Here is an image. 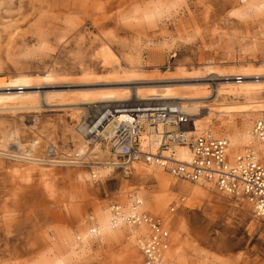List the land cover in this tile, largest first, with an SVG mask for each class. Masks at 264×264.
<instances>
[{
	"label": "rangeland",
	"instance_id": "374dc122",
	"mask_svg": "<svg viewBox=\"0 0 264 264\" xmlns=\"http://www.w3.org/2000/svg\"><path fill=\"white\" fill-rule=\"evenodd\" d=\"M95 1L0 0V78H26L37 85L27 90H37L49 105H39L38 93L16 95L8 110L0 101V264H142L136 237L143 228H130L134 236L126 228L110 243L82 236L100 209L127 201L132 192L143 195L146 209L170 218L168 256L175 263L264 264V223L246 200L143 164L151 173L144 180L134 167L128 173L110 167L104 151L90 147L79 130L105 104L93 110L76 105L103 93L131 96L123 101L130 104L145 101L125 88L141 96L202 98L211 86L186 85H217L237 74L264 80V0H99L102 7ZM245 85L221 84L218 96L202 103L201 115L192 114V127L230 143L232 128L250 131L264 114V83ZM26 139L34 163L17 157L26 156ZM48 143L63 155L83 146L96 151L97 177L90 167L38 157ZM161 173L173 182L169 201L161 195ZM180 183L203 193L190 202Z\"/></svg>",
	"mask_w": 264,
	"mask_h": 264
},
{
	"label": "built area",
	"instance_id": "2783aa9c",
	"mask_svg": "<svg viewBox=\"0 0 264 264\" xmlns=\"http://www.w3.org/2000/svg\"><path fill=\"white\" fill-rule=\"evenodd\" d=\"M242 78L241 74L236 75V79ZM104 112L109 115L113 112L120 115L124 113L125 117L119 120L112 135L99 133V126L93 123L89 129V144H92V138L99 140L120 168L130 170L134 161L144 160L163 165L177 178L210 181L225 194L246 198L253 205L254 215L264 222V162L255 158L252 152L238 154L234 160H230L226 150L227 140L211 133H198L188 129L192 122L191 116L182 110L179 103L114 104L108 105ZM254 132L264 140V115L255 120ZM143 134L145 145L142 143ZM154 144H157L155 152L151 150ZM180 144H187L191 148L189 160L177 157L175 146ZM41 150L45 160H61L58 165H78L77 161H83L84 165L90 167L92 163L88 154L76 152L73 155H63L60 146L53 143L41 147ZM93 154L95 155L91 153V156ZM180 197L181 200L184 198L183 195ZM134 202L133 210L126 212L122 204L115 200L112 210L115 221L146 226L147 230L137 239L143 264H177L166 257L171 229L164 223L162 216L139 208V199Z\"/></svg>",
	"mask_w": 264,
	"mask_h": 264
},
{
	"label": "bare ground",
	"instance_id": "6f19581e",
	"mask_svg": "<svg viewBox=\"0 0 264 264\" xmlns=\"http://www.w3.org/2000/svg\"><path fill=\"white\" fill-rule=\"evenodd\" d=\"M96 3H97L95 5L96 7L97 6H101V4H102L99 0ZM209 74L213 75V79H216V78L219 77V76H216V75L211 74V73H209ZM200 76H201V74H198V75L193 76V77H199L200 78ZM261 76H263V75L245 76L242 79H236L234 77L232 80L228 79V81H224V82L222 81V83L217 84V85H215L214 81L212 82L213 85L211 83H206V82L205 83H192V84L186 85V87H194V88H199V87H204V86H211V95L208 96V97H202V98H189V97H182V96H176V95H171V94H157V95H154V96L149 94V95L141 96L138 92L135 93V94H134V92L132 93V90L130 88H125V92L124 93H126L127 91H130L131 95H134L133 97H135L137 100L138 99L145 100V101H141L140 100L141 101L140 103H143V102H175V103H179L180 105H182L184 103H191L190 107H186L184 105L181 108H182V110L184 112H186L190 116H192V114H194V115H196V117H198V116L201 115L202 103H205L206 99H208L209 97H211V99H212L211 101H213L219 94V86L221 84H232V83L245 84L246 83V85L243 86L245 88L248 87V86H251V85H256L257 86V85H260V84L264 83V80H260ZM251 77L253 79H251ZM224 78H226V77H224ZM183 79H185V78H183ZM193 79H195V78H193ZM209 79L213 80L211 78H209ZM191 80H192V78H191ZM34 86H37V85H31L30 83L27 82L26 78H17V79L11 80V81L10 80L9 81H5V78L4 79L0 78V101H2L4 103V105L2 104L3 107L4 108L12 107V105L9 104L8 101L13 99V98H15V96L18 95V94L38 93L37 90L36 91L27 90V89H29L31 87H34ZM33 90H35V89H33ZM39 91H41V90H39ZM103 94H104V96H103L102 99H91L89 97H82L80 99V102L76 103V105L83 103L84 106H82V107H84V108H86L88 110L99 109L100 107H102V105L105 104L101 108L102 110L99 111V113L95 117V119L92 120L90 123H88V122L86 123V125L84 127L85 130H83L84 128H79V127L78 128H79V130L82 133H84V135H86L88 137L86 142H87V144L90 147H93V149H96V151H98V152L100 150L104 151V154H102L100 152L99 153L106 160V162L108 163L107 165H110V167H113V168L122 169V168L119 167V165L117 164L116 160L115 161L112 160V156H111L110 152L108 151V149L104 148L101 145V142L99 140H95V139L92 138V144H89L90 141H91V138L89 136V129L93 125V123H95L96 126H99V128H98L100 130L99 133L112 135V133L114 132L115 126L117 125V123L119 122L120 119L125 117V115H124V113L122 115H120L118 112H113L112 115H109L108 113L104 112L105 108H107L108 105L111 106V105H114V104H116V105H127V104H130V102H123V101H126L131 96L128 97V98H119L118 95L114 94V93H103ZM39 97H40V104L39 105L41 107H44L45 105H48L47 98H45V100H43L41 98L40 94H39ZM43 97H44V95H43ZM44 101H45V103H44ZM7 102H8V104H7ZM106 102H108V103L106 104ZM109 102H110V104H109ZM3 107H1V108L3 109ZM78 107H81V106L78 105ZM7 108H6V110H8ZM16 108H14V109L16 110ZM254 124H255V121H254L253 126H252L250 131L245 129V128H243V127H241V128H236V127L232 128L233 135L230 137L231 140H232V142H231L232 144L229 142V140L226 137H222V138L227 140L228 145H227V149L226 150H227V153H228V158L230 160H234V158L238 154H244V153H247V152H252L254 154L255 158H257L261 162H264V140H262L260 137H258L255 134V132H254ZM102 127H103V129L101 130ZM187 128L190 129L193 132H198V133H202L203 132V133L214 134V133L206 131V130L205 131H200L201 129H194L192 127V123H191V126L187 127ZM84 135L81 134L80 137L82 139H84L85 138ZM144 138H145V134H143V136H142L143 145L146 144V140ZM25 144H26L25 147H27V149H25V152H27L26 153L27 157L26 156H22L21 154L19 156L17 153H16V155H18L17 157H21L24 160L26 159V160H29V161H33V163H34L35 159L28 157V156L32 155V153H33V151H31L32 149L30 147V140L26 139L25 140ZM241 146H244V147L241 148ZM90 147H89L88 151L85 152L86 151L85 150V146H83L82 150L80 152H78V154H82V155H87L88 154L87 157L90 156L92 158V156L94 154L91 156L92 149ZM239 147H240V149H238ZM175 149H176V155H177L178 158H180L182 160H189L191 158V148H189V146L187 144L176 145ZM151 150L153 152H155L157 150V144H154L151 147ZM96 151H92V153H95ZM164 152L165 153H169V151H164ZM75 153L76 152H73V153H70V154L73 155ZM42 154H43V152L40 155L42 156ZM41 156H38V157L43 158V156L42 157ZM36 158H37V156H36ZM113 159H116V158H113ZM51 160H56V158L55 159H51ZM53 162L58 163V162H61V160H57V161H53ZM77 162H79V163H77L78 165H72V166L87 167L86 165H84L83 161H77ZM96 162L97 161H95V163H91V166H90V171L94 174V177H97V175H98V173H97L98 170L97 169L101 165V161H100V164H99V162H97V163ZM30 163H32V162H30ZM41 163H42V161H41ZM139 164L140 165L141 164L146 165V166L151 167V168L156 169V170H161V171H163V172H165V173H167V174H169V175H171L173 177H176L172 173H170L161 164H158V163H155V162H145L144 160H136V161H134L132 163L131 168H133V167L136 168L135 176L138 177L140 180H144L151 173L148 172V171H150L149 169L145 168L146 170H148L147 171L148 174H145V171L141 170L143 168H141V166H138ZM92 168H95V169H92ZM107 170L110 171V169H107ZM124 172L128 173L129 170L128 171L125 170ZM161 174H158L157 177L159 178V181L162 183V186H164V189L166 190V191L162 192L161 195H162L163 198H165L166 200L169 201L170 200V195L168 194L169 192L167 193V191H169L168 187L173 182L171 181L170 177L168 178V176H164L163 174L162 175ZM152 177H154V176H152ZM179 180L190 181V180L181 179V178H179ZM193 182L206 183V185H212L213 187H215V189H217L216 186L212 182L207 181V180H198V181H193ZM128 186H129V181L127 179L123 178V183L121 185V190L123 191L122 194H124V195L126 194V192L128 190ZM179 186L181 187L182 190L188 192V194L191 196L190 197V202H192L196 197H198L200 194L203 193V191L201 189H199V188H197V187H195L193 185H189L187 183H182V184L180 183ZM222 194H224V193H222ZM120 196H122V195H120ZM127 196L125 195V197H127V201H124V202L123 201H117V202L122 204V207H123L124 211L129 212V211L133 210V208H134L133 206L135 204L134 201L137 200V199H139L140 202H141V204L139 205V208L141 207V208L146 209V207H145V199H144L143 195H141L138 192H132V193H129ZM162 197L160 199H162ZM184 199H185V197L182 200L181 199L180 200L184 201ZM243 199L246 200L250 204V206H253L252 203L249 202L246 198H243ZM163 201H165V200H163ZM158 204H159V202H158ZM160 205H161V203H160ZM160 205H158V206H160ZM170 209L173 211V210H175V207H171ZM155 214H158V213H155ZM158 215L162 216L163 221H164L165 224H166V222H169L168 220L170 218H168V220L165 221V218H164L163 215H161V214H158ZM254 216L257 219L260 220V218H258L256 215H254ZM97 217H98L97 221H95L93 223L92 227L90 229H85L83 231V233H82L83 237H86L88 239V237H90V235L96 236L98 238L100 236V237H102V239H105L108 243H110L112 240H114L118 236V233H121L122 231L126 230V228H129V229L132 228L135 231H137L138 229L143 228L142 231L137 233V237H136V242H137V239H138L139 235L147 230L145 225H142V226L139 225L138 226V225L128 224L127 222H124L122 220L121 221H115L114 220L113 210H112V205H109L108 208L100 209L98 211V216ZM132 229H130V230H131L132 234L134 233L133 234V236H134L135 232H132ZM170 243H171V241H170ZM169 248H170V245H169V247H168V249L166 251L167 259H170L169 256H168ZM142 264H143V262H142Z\"/></svg>",
	"mask_w": 264,
	"mask_h": 264
}]
</instances>
